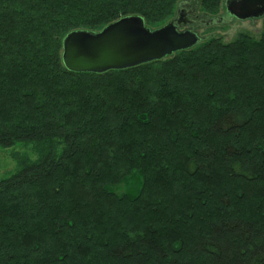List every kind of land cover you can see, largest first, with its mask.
I'll return each instance as SVG.
<instances>
[{"label":"trees","instance_id":"trees-1","mask_svg":"<svg viewBox=\"0 0 264 264\" xmlns=\"http://www.w3.org/2000/svg\"><path fill=\"white\" fill-rule=\"evenodd\" d=\"M183 0H0V264H264V21L103 74L64 37ZM210 14L221 0H201Z\"/></svg>","mask_w":264,"mask_h":264},{"label":"water","instance_id":"water-1","mask_svg":"<svg viewBox=\"0 0 264 264\" xmlns=\"http://www.w3.org/2000/svg\"><path fill=\"white\" fill-rule=\"evenodd\" d=\"M227 14L237 20L264 17V0H224ZM192 9L178 6L174 17L158 28H149L142 17H122L101 31L75 30L62 42V62L74 73L103 74L159 61L193 48L200 37L189 29L195 21ZM206 25L211 21H205Z\"/></svg>","mask_w":264,"mask_h":264},{"label":"rangeland","instance_id":"rangeland-1","mask_svg":"<svg viewBox=\"0 0 264 264\" xmlns=\"http://www.w3.org/2000/svg\"><path fill=\"white\" fill-rule=\"evenodd\" d=\"M195 1V0H194ZM201 0H198L200 3ZM222 1V5L224 0ZM198 13L205 14L203 19L211 18L213 24L205 25L201 24L195 28V32L202 37L203 40L211 37H218L224 43L233 41L240 33H248L254 37L259 35L262 28L264 17L253 20H237L231 18L226 14L224 7L219 13L213 15L203 10L198 4ZM18 152L25 154L29 160L35 161L37 156L32 152L31 146H22L21 144H15L11 147L0 146V181L8 179L13 176L17 171V163L11 158V153Z\"/></svg>","mask_w":264,"mask_h":264},{"label":"flooded vegetation","instance_id":"flooded-vegetation-1","mask_svg":"<svg viewBox=\"0 0 264 264\" xmlns=\"http://www.w3.org/2000/svg\"><path fill=\"white\" fill-rule=\"evenodd\" d=\"M198 4H199V2H198V0H183V1H181L179 4H178V6H181V7H183V8H186V9H192L193 10V12L195 13V17H192L193 19H194V21H195V23L192 25V26H190V27H183V28H180L179 30L180 31H183V30H187V29H189L190 31H193V32H195V28H197L198 26H201V24H205L204 22L205 21H211V23H209L208 25H210V24H213L214 22H213V20L211 19V18H209V19H203V17H205V16H203V15H205V14H200V13H198ZM178 6H177V8H178ZM224 7V6H223ZM177 10V9H176ZM225 10V9H224ZM226 12V11H225ZM226 14H227V12H226ZM228 15V14H227ZM229 16V15H228ZM230 17V16H229ZM232 17H230V19H231ZM206 25V24H205ZM196 33V32H195ZM197 34V33H196ZM198 35V34H197ZM199 36V35H198ZM200 37V36H199ZM201 40H203L202 39V37H200V41H199V43L201 42Z\"/></svg>","mask_w":264,"mask_h":264}]
</instances>
